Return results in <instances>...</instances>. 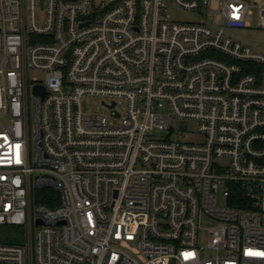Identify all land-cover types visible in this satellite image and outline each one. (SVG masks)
<instances>
[{
  "label": "built area",
  "instance_id": "obj_1",
  "mask_svg": "<svg viewBox=\"0 0 264 264\" xmlns=\"http://www.w3.org/2000/svg\"><path fill=\"white\" fill-rule=\"evenodd\" d=\"M255 17L0 0V226L26 230L0 264H264V49L234 33Z\"/></svg>",
  "mask_w": 264,
  "mask_h": 264
},
{
  "label": "rangeland",
  "instance_id": "obj_2",
  "mask_svg": "<svg viewBox=\"0 0 264 264\" xmlns=\"http://www.w3.org/2000/svg\"><path fill=\"white\" fill-rule=\"evenodd\" d=\"M170 13L172 20L175 21H199L202 17H200L195 12L184 11L181 9H177L174 6H170ZM208 22L210 25H221V19L217 13H213L208 15ZM250 23L252 26V30L249 31H237L235 33V37L239 38L242 41L250 43L254 46H260L264 49V31L257 29L258 27V19L250 18ZM37 76V75H36ZM41 76V75H38ZM97 105L99 104V100L94 101ZM180 130L182 131H196L197 125L193 122L189 121H181L180 122ZM37 194L34 195V203L36 202ZM26 238V230L19 229L15 226L10 225H2L0 226V243H20L22 244Z\"/></svg>",
  "mask_w": 264,
  "mask_h": 264
},
{
  "label": "water",
  "instance_id": "obj_3",
  "mask_svg": "<svg viewBox=\"0 0 264 264\" xmlns=\"http://www.w3.org/2000/svg\"><path fill=\"white\" fill-rule=\"evenodd\" d=\"M36 93H42L43 97L45 96V90L43 88L37 87Z\"/></svg>",
  "mask_w": 264,
  "mask_h": 264
},
{
  "label": "trees",
  "instance_id": "obj_4",
  "mask_svg": "<svg viewBox=\"0 0 264 264\" xmlns=\"http://www.w3.org/2000/svg\"><path fill=\"white\" fill-rule=\"evenodd\" d=\"M42 192H43V191H42ZM37 194H41V193L38 192ZM36 201H37V202H38V201H41L42 203H47L45 200H36Z\"/></svg>",
  "mask_w": 264,
  "mask_h": 264
}]
</instances>
